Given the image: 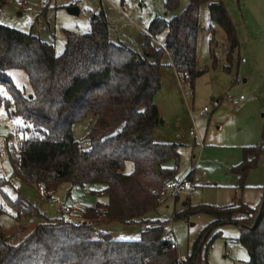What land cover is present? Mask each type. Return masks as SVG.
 <instances>
[{
    "label": "trees",
    "instance_id": "trees-1",
    "mask_svg": "<svg viewBox=\"0 0 264 264\" xmlns=\"http://www.w3.org/2000/svg\"><path fill=\"white\" fill-rule=\"evenodd\" d=\"M4 2L0 0V6ZM179 4L180 0H165L164 11H177ZM204 4L211 22L226 34L230 62L239 40L222 0H189L171 18H153L141 53L110 40L103 11L91 16L88 33L66 30L61 54L37 35L0 23V86L8 93L0 90V108L4 106L10 117L18 116L26 123L19 148L10 151L13 178L0 177V214L19 222L33 216L43 219L18 243L4 234L0 224V264H209L208 251L221 236L214 229L228 222L240 225L238 240L248 252L249 264H264V197L255 207L242 199L219 207L183 203L173 220L197 213L214 220L182 259L177 248H171L165 221L160 219L144 220L145 227L135 241L114 239L94 224L97 220L135 223L158 207L159 192L176 178L178 144L155 140V129L163 119L154 99L162 87L164 56L181 79L192 82L204 72L196 68ZM162 33L163 45L154 43L152 37ZM11 69L26 72L30 92L14 83L8 73ZM88 115L92 124L78 141L73 125ZM126 161L134 164L129 173L124 171ZM263 161L264 143L243 148L242 161L231 169L241 190L250 170ZM193 177L191 172L185 181ZM14 178L42 187L48 194L58 192L63 184L71 190L101 184L91 194L105 196L106 201L81 212L90 223L65 224L61 216L50 217L28 202L19 186H14ZM8 186L17 192L16 197L5 190Z\"/></svg>",
    "mask_w": 264,
    "mask_h": 264
},
{
    "label": "rangeland",
    "instance_id": "rangeland-1",
    "mask_svg": "<svg viewBox=\"0 0 264 264\" xmlns=\"http://www.w3.org/2000/svg\"><path fill=\"white\" fill-rule=\"evenodd\" d=\"M235 26L239 46L229 62L224 30L211 22L208 5L200 10V30L197 44V70L204 72L192 82L178 77L170 60H162V87L155 96L163 122L155 129V140L178 144L180 162L173 181L182 182L193 172L192 182L197 194L186 192L176 198L159 199L158 207L132 224L117 221H95L98 231L109 233L117 240L135 241L140 238L146 219L165 221L166 234H171L178 244L179 258L191 250L201 231L214 217L197 213L188 218L173 220L175 211L183 203L225 206L234 199H242L250 206H257L263 196L264 167L260 162L250 170L245 189L239 188L232 167L243 159V148L264 143V0H222ZM165 0H5L0 6V23L31 32L43 41L53 44L57 54L66 45V30L77 34L88 33L91 16L101 11L110 27V40L122 43L134 51L142 52L144 35L155 17L171 18L184 10L189 0H180L177 11L166 13ZM20 3V5H19ZM74 6L79 12L71 14ZM212 26V29L210 27ZM213 31V34H212ZM165 33L152 37L154 43L163 45ZM211 40H213L211 42ZM216 60V64H214ZM19 88L31 91L27 74L21 69L8 71ZM4 95L7 91L0 86ZM243 96V98H241ZM11 108L13 103H11ZM92 124V116L73 125V136L82 141ZM26 123L18 116H9L7 109L0 108V177L13 178L10 161L12 148L18 149L23 136L19 132ZM173 163H169L172 165ZM264 164V161H263ZM132 161H126L124 171L133 170ZM20 194L50 217H59L60 207L43 200L42 187L27 184L17 178ZM101 184L74 188L69 195V185L63 184L56 192L63 203L88 201L105 202V196L92 195ZM12 197L17 192L8 186L5 189ZM69 191V192H70ZM180 195V196H179ZM77 220V219H74ZM43 219L37 216L17 221L9 214H0L4 234L18 243ZM90 223V221H88ZM240 225L228 222L217 226L216 237L208 251L209 264H249L246 248L239 242ZM96 236V233H95Z\"/></svg>",
    "mask_w": 264,
    "mask_h": 264
},
{
    "label": "built area",
    "instance_id": "built-area-1",
    "mask_svg": "<svg viewBox=\"0 0 264 264\" xmlns=\"http://www.w3.org/2000/svg\"><path fill=\"white\" fill-rule=\"evenodd\" d=\"M20 5V3H19ZM243 98V96H241ZM19 135L22 136V132H19ZM195 179L193 177V180L191 182H186L183 180L182 182L178 181H170L166 184L165 188L159 192V199L163 198H169L171 197L176 198L178 194L182 193H188L190 195L197 194V190L192 186V182H194ZM42 197L45 202H47L50 205L57 204L60 207V215L64 221L65 224H86L88 223V220L82 218L80 216L81 212L86 209H92L96 207L95 203L88 202V201H78L75 203L67 204L65 202H61L59 197L56 196L54 192H50L49 194L42 188ZM156 190H154V193ZM77 219V220H74ZM167 238L169 239L171 243V248H178V244L175 240V238L171 234H167Z\"/></svg>",
    "mask_w": 264,
    "mask_h": 264
},
{
    "label": "water",
    "instance_id": "water-1",
    "mask_svg": "<svg viewBox=\"0 0 264 264\" xmlns=\"http://www.w3.org/2000/svg\"><path fill=\"white\" fill-rule=\"evenodd\" d=\"M68 11H69V13H71V14H75V13H78L79 12V8L78 7H74V6H71V7H69L68 8ZM158 169H159V167H156V172H158ZM264 190V189H263ZM262 197H264V191H263V196ZM261 212V209H260V211H259V213ZM258 217H259V215H258ZM257 217V218H258ZM257 221V219L255 220V222ZM254 222V223H255Z\"/></svg>",
    "mask_w": 264,
    "mask_h": 264
},
{
    "label": "crops",
    "instance_id": "crops-1",
    "mask_svg": "<svg viewBox=\"0 0 264 264\" xmlns=\"http://www.w3.org/2000/svg\"><path fill=\"white\" fill-rule=\"evenodd\" d=\"M110 34H111V31H110ZM227 44H228V41H227ZM229 46V45H228ZM171 66L173 67V65L171 64ZM174 68V67H173ZM175 70V69H174ZM161 74H162V71H161ZM262 163V165H263V167H264V164H263V162H261ZM194 186H196V183L194 184ZM197 187V186H196ZM263 189H264V187H263ZM71 189H69V190H67V192H69ZM180 196V195H179Z\"/></svg>",
    "mask_w": 264,
    "mask_h": 264
}]
</instances>
